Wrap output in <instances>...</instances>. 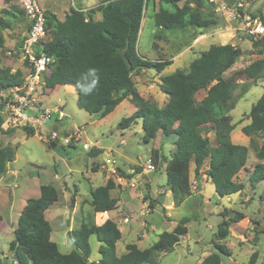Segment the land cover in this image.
<instances>
[{
    "label": "rangeland",
    "instance_id": "obj_1",
    "mask_svg": "<svg viewBox=\"0 0 264 264\" xmlns=\"http://www.w3.org/2000/svg\"><path fill=\"white\" fill-rule=\"evenodd\" d=\"M107 1L39 0V3L45 11L55 13L60 20H64L72 8L88 13ZM159 1L150 0L146 6L139 33L138 52L151 60L170 61L171 64L161 73L146 70L133 76L134 88L144 100L157 108H164L169 102L168 95L161 88L162 78L177 71L187 73L191 63L212 45L231 44L244 52L234 67L225 74L227 79L264 58L258 50L253 49L250 37L243 31L247 24L244 15L251 19L264 16V0H224L236 6L242 17L232 22L223 19L219 28L208 30L192 26L177 29L157 27L153 17L159 8ZM184 5V1L180 3V6ZM10 9L22 14L15 1L0 0V18L4 17V10ZM94 18L100 20L101 14L96 13ZM28 29L27 21L21 19L4 31V43L0 47V67L13 73L18 70L25 72L20 59L8 55V52L19 45ZM263 93L264 78L258 80L245 94H241L240 88L237 89L235 95L238 102L229 113L236 125L231 139L232 136L236 141L245 139L240 145L246 143L249 147L246 169L236 178L245 184L244 191L236 194L237 196L232 195L233 201H227L219 195L210 196L208 190L211 188L207 186L205 200L200 197L199 201L175 207L171 204L174 203L173 192L167 184L166 173L167 160L172 157L176 148L174 138L159 135L155 141L145 142L141 121L131 128L121 129V120L132 116L136 111L129 98L118 105L114 112L100 118L79 107L76 89L64 86L48 93L44 88L39 96L41 105L44 108L62 107L67 115L59 123L52 120L45 124L40 132L44 139L24 128L13 129L14 132L10 133L3 127L0 115V148L10 146L16 152L15 160L8 164L7 174L0 181V215L3 217L0 221V259L4 264H18L10 250V244L15 239L14 231L22 210L29 199L40 196L42 185H53L58 190L59 200L47 212V218L53 227L52 240L66 253L74 248L70 232L79 230L83 223L101 226L108 219L94 211L91 193L94 188L103 186L108 179H112L117 185L113 190L114 196L122 197L127 194L131 200L129 206L132 207V212L125 216L118 208L107 215L110 220L117 222L115 223L123 234L118 242V256L126 253L128 243H135L141 249L150 247L157 241L159 234L172 232L183 218H190L187 235L181 238L180 244L173 250L167 254L162 253L158 261L159 264H201L208 255L217 252L215 234L222 221L220 213L227 207L231 211L244 213L247 217L231 225L230 236L220 242L232 253L231 256H222V264H248L254 252L259 253L257 264H264V233L258 235L257 243L254 242L256 232L264 231V202L260 200L264 182L254 186L250 183V175L256 162H260L257 152L264 144V137H248L242 132L243 127L251 123L249 113ZM206 94V91H201L197 100L201 101ZM211 128L212 126L201 127L200 132L215 145ZM54 130L69 136V143L60 139L52 143L46 141ZM78 138L79 143L76 140ZM252 138L253 144L250 143ZM87 142L94 145L89 151L83 147ZM107 157L116 160L113 168L105 167ZM208 165L209 160L196 177L195 165L192 164V194L201 189L206 179L209 180L205 177ZM133 180L135 187L131 185ZM125 218H129V223H125ZM145 233L147 236L143 238ZM100 245L93 235L90 238V262L100 260Z\"/></svg>",
    "mask_w": 264,
    "mask_h": 264
},
{
    "label": "trees",
    "instance_id": "obj_2",
    "mask_svg": "<svg viewBox=\"0 0 264 264\" xmlns=\"http://www.w3.org/2000/svg\"><path fill=\"white\" fill-rule=\"evenodd\" d=\"M149 1L108 0L88 13L72 8L64 20L48 11V37L42 44L41 53L51 56L54 63L45 77V88L48 93L57 87L76 89L79 107L100 118L114 112L118 105L129 98L136 111L121 120V129L131 128L141 121L145 142L155 141L159 135L174 138L176 148L167 160L166 173L176 206L182 205L192 195V164L195 165L197 177L207 160V178L217 194L220 197L236 195L246 187L236 178L246 169L249 147L232 141L231 135L236 125L229 113L238 102L235 91L240 88L241 94H245L264 78V58L227 79L225 74L244 52L231 44L212 45L191 63L187 73L177 71L162 78L161 88L168 95L169 102L166 107L157 108L144 100L133 86L135 74L146 70L161 73L171 64L170 61L151 60L138 52L139 33ZM183 1L185 5L180 6ZM214 7L210 0H160L153 19L157 27L164 29L190 26L201 30L219 28L223 18L215 12ZM3 13L4 17L0 18V47L4 43V31L12 28V24L25 19L29 28L23 11V15L12 9ZM96 13L101 14L100 20H95ZM261 20L264 25V16ZM250 41L253 49L264 56V38L250 37ZM90 69L95 70L94 76L89 75ZM94 80L95 87L88 92ZM22 83L21 70L13 73L0 67V91L19 87ZM203 90L207 94L198 101L196 97ZM249 117L251 123L243 127L242 132L248 137H264V93L252 106ZM207 126H212L215 145L200 132L201 127ZM253 142L254 138L250 139V143ZM15 157L14 148H0V181L6 176L8 164ZM257 158L260 162L250 175L253 186L264 182V144L257 152ZM116 187L114 180L108 179L105 185L92 191L91 206L96 213L117 208L118 201L111 194ZM58 200L55 186L42 185L40 196L27 201L14 231L15 239L10 244L18 264H159L160 255L173 250L188 233L190 218H183L172 232L161 233L150 247L141 249L131 243L126 246V253L118 256L117 244L123 235L113 220L109 219L101 226L83 223L79 230L70 232L73 250L63 253L52 240L53 227L47 218V212ZM260 200L264 202V191ZM221 217L215 234L217 242H214L217 252L208 255L201 264H222V256L232 255L231 250L220 242L230 236L231 225L246 216L225 209ZM260 233L264 231L256 232L254 242H258ZM93 235L101 243L99 262L89 261L90 238ZM258 259L259 253L254 252L248 264H257ZM0 264H4L1 259Z\"/></svg>",
    "mask_w": 264,
    "mask_h": 264
},
{
    "label": "built area",
    "instance_id": "obj_3",
    "mask_svg": "<svg viewBox=\"0 0 264 264\" xmlns=\"http://www.w3.org/2000/svg\"><path fill=\"white\" fill-rule=\"evenodd\" d=\"M13 1L19 5L25 14L29 22V30L21 43L9 51L8 55L20 59L25 72H23L21 86L0 91V115L6 130L28 128L44 139L40 132L47 122L56 120L59 123L67 117L62 107L44 108L39 99L41 91L46 85L45 77L49 75L50 68L54 63L51 56L41 53L42 44L48 37L47 11L41 7L39 0ZM210 1L215 5V12L226 21L232 22L242 17L236 6L224 0ZM243 17L247 20V24L243 28L246 35L255 39L264 38V25L261 18L251 19L247 15ZM58 139L66 143H69L70 140L69 136H64L54 130L51 131L46 141L52 143ZM76 140L79 143L80 139ZM83 147L89 151L94 145L87 142L83 144ZM115 163L116 160L113 157L105 159V167L113 168ZM150 167L153 166L150 165ZM131 185L135 187V180ZM125 223H129V218H125Z\"/></svg>",
    "mask_w": 264,
    "mask_h": 264
},
{
    "label": "crops",
    "instance_id": "obj_4",
    "mask_svg": "<svg viewBox=\"0 0 264 264\" xmlns=\"http://www.w3.org/2000/svg\"><path fill=\"white\" fill-rule=\"evenodd\" d=\"M243 140H245V139H242L241 141H236L234 138H233V136H232V141L234 142V143H236V144H241V142H245V141H243ZM245 146H247V144L245 143ZM256 163H258V162H256ZM205 177H207V176H205ZM106 184V183H105ZM104 184V185H105ZM207 186H209L210 188H211V190H208V194L210 195V196H212V197H214L215 195H218L217 194V192H216V190H215V187H214V185L211 183V181L210 180H205L204 181V184H202V186H201V189L200 190H198V192L196 193V194H192L189 198H187L182 204L184 205V204H190L191 203V201H193V202H195V201H199L201 198H203L204 197V200L206 199V193H207V189H208V187ZM94 189H96V188H94ZM194 192V191H193ZM114 192L112 191V197L113 198H115V199H117V201H118V204H117V208L120 210V212L125 216V215H127V213H131L132 212V207L131 206H129V203L131 202V200H130V196H127V194L124 196H122V197H116V196H114V194H113ZM235 196H237V195H235ZM201 197V198H200ZM220 197V196H219ZM231 197H233V196H230V197H224V198H222L221 197V199H226L227 201H233L232 200V198ZM174 207H175V204L172 202L171 203ZM56 205V204H55ZM26 206V205H25ZM184 206H186V205H184ZM183 206V207H184ZM53 207V206H52ZM167 208H170V206H167ZM225 209H228L227 207H225L224 208V210ZM229 210V209H228ZM223 211H221V213H222ZM221 213H220V216H221ZM100 214H102V215H104V217H108V219H109V216H107L109 213L108 212H106V213H100ZM247 217V216H246ZM108 219H106V221L108 220ZM116 222V221H115ZM117 223V222H116ZM156 223H158L159 224V222H156ZM249 223H251V220H250V218H249ZM252 223H253V220H252ZM118 225V224H117ZM119 227V226H118ZM120 229V228H119ZM121 231V230H120ZM122 232V231H121ZM123 235V234H122ZM160 235V234H159ZM147 236V234L145 233L144 235H143V238H145ZM159 237V236H158ZM121 241V240H120ZM128 244H130V243H128ZM127 244V245H128ZM126 245V246H127ZM117 248H118V244H117ZM118 250V249H117ZM66 253H70V251H68V252H66ZM97 262H99V261H97Z\"/></svg>",
    "mask_w": 264,
    "mask_h": 264
},
{
    "label": "clouds",
    "instance_id": "obj_5",
    "mask_svg": "<svg viewBox=\"0 0 264 264\" xmlns=\"http://www.w3.org/2000/svg\"><path fill=\"white\" fill-rule=\"evenodd\" d=\"M89 75H95V70L94 69H90L89 70ZM95 84H96V81L94 80L93 82H92V84L89 86V89H88V92H91L92 91V89L95 87Z\"/></svg>",
    "mask_w": 264,
    "mask_h": 264
},
{
    "label": "water",
    "instance_id": "obj_6",
    "mask_svg": "<svg viewBox=\"0 0 264 264\" xmlns=\"http://www.w3.org/2000/svg\"><path fill=\"white\" fill-rule=\"evenodd\" d=\"M11 253V252H10Z\"/></svg>",
    "mask_w": 264,
    "mask_h": 264
}]
</instances>
